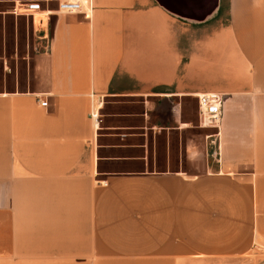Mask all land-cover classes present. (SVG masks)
I'll return each mask as SVG.
<instances>
[{
  "label": "crops",
  "instance_id": "1",
  "mask_svg": "<svg viewBox=\"0 0 264 264\" xmlns=\"http://www.w3.org/2000/svg\"><path fill=\"white\" fill-rule=\"evenodd\" d=\"M213 1L201 19L157 0H0V24L47 38L27 86L0 92V264H264V0ZM200 94L223 99L216 163L188 175L170 166L192 141L165 130L188 128L186 98L214 128ZM110 99L142 102L140 125L104 130Z\"/></svg>",
  "mask_w": 264,
  "mask_h": 264
},
{
  "label": "rangeland",
  "instance_id": "2",
  "mask_svg": "<svg viewBox=\"0 0 264 264\" xmlns=\"http://www.w3.org/2000/svg\"><path fill=\"white\" fill-rule=\"evenodd\" d=\"M27 31V34H26ZM46 30L40 35L31 36V30L28 22L24 19L15 22L8 20L6 24H0V92L12 91L15 89H24L27 86V79L32 68V55L39 47L43 49L46 46L47 38H45ZM37 43V44H36ZM131 77H127L124 81H130ZM183 105V106H182ZM143 104L140 101L110 99L106 101L105 107L101 113V126L104 130L109 128L120 127L125 125H140V114ZM134 114L128 117L119 116V114ZM180 121L188 124V128L182 132L173 129L170 125V139L175 146V141H192L194 149L192 150V158L177 159L173 155L171 169H182L188 175H195L207 169L215 168L216 159L214 157V134L215 128L201 127L198 122L196 99L186 98L181 103ZM158 128V127H157ZM105 132V131H104ZM101 134L100 144L116 143L119 135ZM151 131L148 132V136ZM139 135L138 137L140 138ZM159 135L158 137H162ZM116 140V141H115ZM198 151V152H197ZM201 151L203 152L201 154ZM101 155L104 153L100 152ZM158 167L156 170H161ZM100 170L105 172H123V171H153L155 168H143L141 164H121V163H103Z\"/></svg>",
  "mask_w": 264,
  "mask_h": 264
},
{
  "label": "built area",
  "instance_id": "3",
  "mask_svg": "<svg viewBox=\"0 0 264 264\" xmlns=\"http://www.w3.org/2000/svg\"><path fill=\"white\" fill-rule=\"evenodd\" d=\"M27 9H36L35 5L26 6ZM60 9L68 12L79 11L80 4L78 2H63ZM200 115L203 123L207 126L217 128L222 115V95L219 94H200L197 96ZM41 105L46 106L47 102L42 101Z\"/></svg>",
  "mask_w": 264,
  "mask_h": 264
},
{
  "label": "water",
  "instance_id": "4",
  "mask_svg": "<svg viewBox=\"0 0 264 264\" xmlns=\"http://www.w3.org/2000/svg\"><path fill=\"white\" fill-rule=\"evenodd\" d=\"M167 10L180 16H194L204 18L207 12L211 11L214 1L206 0L204 7L200 10L195 9V0H157Z\"/></svg>",
  "mask_w": 264,
  "mask_h": 264
},
{
  "label": "bare ground",
  "instance_id": "5",
  "mask_svg": "<svg viewBox=\"0 0 264 264\" xmlns=\"http://www.w3.org/2000/svg\"><path fill=\"white\" fill-rule=\"evenodd\" d=\"M39 20V19H38Z\"/></svg>",
  "mask_w": 264,
  "mask_h": 264
}]
</instances>
